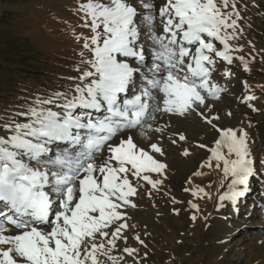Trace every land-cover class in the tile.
<instances>
[{
    "label": "rangeland",
    "instance_id": "374dc122",
    "mask_svg": "<svg viewBox=\"0 0 264 264\" xmlns=\"http://www.w3.org/2000/svg\"><path fill=\"white\" fill-rule=\"evenodd\" d=\"M120 2L136 10L139 35L130 48L132 55L142 50L143 62L119 56L124 25L106 13L112 0H0V64L16 81L0 85V164L11 156L25 162L24 174L49 183L44 193L55 203L51 220L37 226L47 239H37L33 264H264L257 236L264 233V0H200L201 24L216 41L201 44L209 50L207 75L195 80L181 68L195 92L184 89L183 101L164 93V71L173 70L179 85L185 80L181 55L162 33L164 0ZM222 48L232 60L220 65L214 53ZM126 65L134 69L131 95L120 99L117 114V97L111 107L106 100L117 82L107 74ZM145 95L143 120L118 117L134 116L129 107ZM88 125L93 131L84 133ZM59 126L69 129L68 141L73 129L107 140L87 149L101 147L92 155L79 149L87 141L79 135L74 145L51 141ZM132 140L142 160L149 156L147 165L130 157L110 162L109 149ZM39 147H48L47 155ZM17 223L0 230L14 236L24 226ZM222 225L232 230L229 238L214 236ZM26 258L14 239L0 243V264Z\"/></svg>",
    "mask_w": 264,
    "mask_h": 264
},
{
    "label": "bare ground",
    "instance_id": "6f19581e",
    "mask_svg": "<svg viewBox=\"0 0 264 264\" xmlns=\"http://www.w3.org/2000/svg\"><path fill=\"white\" fill-rule=\"evenodd\" d=\"M130 5H128L126 3H121L120 0H112V6L108 7L106 10V13L109 16H111V18L113 20H119L120 23H122L125 26L124 30L122 31L121 35L119 36L120 39L116 41V46L125 50L124 53H132L131 48H130L132 41L130 39L132 36H134V34H133L134 31L131 32V30L129 31L128 29H129V26L131 25V20H132L133 15H135L136 10L133 7L130 8ZM167 62H169V58H167ZM168 64H170V63H168ZM109 68L110 67H108V69ZM113 68L115 70L110 71L109 74H107V75H110V76H114V74H118V75L115 76L113 79L110 77H108V79L118 81V86L112 89V92L110 93L111 95L106 96V100H107L109 107H111L116 100L117 90L120 91L123 88L122 81L125 80L126 77H130V74L128 75V73L130 72L129 69L127 70V68H125V67H121V68L113 67ZM163 73L165 74V77H164L165 78V80H164L165 86L164 87L166 90V91H164V93L166 92L165 95L168 96V99L171 97H174V99H178L181 101L185 100L186 98H184L181 95V92L184 89H186L187 92L189 94H191V96H194L192 94V93H195L193 90L188 89L183 85H179L177 82L174 81L172 76H175V72L173 70L169 69V70L164 71ZM129 79L127 80V83L129 81ZM143 97H144L143 104L141 106L140 105L137 106L138 109H140V111L135 113L137 120H136V118L131 119V120L139 121L141 119V117L143 116V114L145 113V111H142L141 109L144 108L142 106H144V104L149 99V95L148 96L145 95ZM136 102H139V101L137 100ZM89 125H91V123ZM89 125H88V128L86 131H93L92 127H90ZM93 125H95V124L93 123ZM94 127L97 128L96 125ZM98 127H100L101 129H104V126H98ZM56 128H58V127H56ZM52 129H55V127ZM105 129H107V131H105V130H103V131L107 132L106 134H108L109 129L107 127H105ZM111 129H112V127H111ZM73 130H77V129H73ZM83 130H85V127L83 128ZM99 131H102V130H99ZM57 132L58 133H56V135H54V137H59V138H57V139L51 138V141H53V140L58 141V139H59V141L65 142L62 138L66 139L69 137V129L68 128H63V127L59 126ZM95 132H98V131L96 130ZM109 132H111V131H109ZM143 134L144 133L140 131V135L146 136ZM48 136H50V135H48ZM94 137H95V135H94ZM76 139L77 138H74L73 141L76 142ZM134 139H135V137H134ZM66 140L68 141V139H66ZM102 140H103V138H100L99 141L97 139L94 140L93 138L87 139L86 144H85L86 152L88 153L87 149H89V147L87 146V142L92 141L94 143V145H102L101 144V142H103ZM105 140H107V138ZM105 140H104L103 144L105 143ZM132 141L133 142H131V144L129 145L130 160H132V161L137 160L136 163L138 166L145 165V163L147 165V163H148L147 160H150L149 156H147L144 160H142V157H140L141 155H139V153H138L140 149H138L134 140H132ZM73 143L69 142V144H73ZM67 144H68V142H67ZM23 148H24V150L30 152L31 155L33 156V158L34 157H35V159L38 158L39 154L36 155V152L34 151L33 147L30 144L25 143L23 145ZM122 149H123L122 147H121V149H119V147L114 146V147H111L109 149V152L118 161V160H122V158H123L122 155L125 154V153H123ZM143 157H145V156H143ZM26 167H27V165L25 162H23L19 159H16L14 156L7 157L6 164H0V196L6 199V200H4L2 206H4L7 201L9 202L8 203V209L10 211H8L7 215L9 217H11L8 220L9 221L12 220V222L8 223V224L17 225L18 224L17 222H23L24 223V226L20 227L19 233L15 234L14 236L10 235L5 229H1L0 230V243L2 244V243H6L8 241L10 242V240L14 239V241H16V244L22 248V251L25 254H27L26 264H33L34 262H36V259L38 258V254H39V250L37 248L36 241L38 238H44V239L46 238V236H44L42 234V232L37 228L38 225L43 224L42 222L44 221L43 219L45 217H43V218L41 217L42 216L41 212L35 213L34 207H33V201L40 197V199H42L43 203H47L48 204L47 206H50L47 210H49L52 207V204L54 202H53V200L42 195V191L46 188V185H48V184L44 183L45 180H43L42 178H40L39 176H36V175L26 176L24 174V168H26ZM56 184L59 185V187H62V185H61L62 183L60 184L59 182H57ZM64 185L65 184H63V186ZM71 192L72 191L69 190L68 194H70ZM1 197H0V199H1ZM68 202H69V200H68ZM29 211H32V212L29 213ZM44 213L46 214L45 216L48 215L47 211H45ZM51 215H52V213H51ZM25 217L30 218V220L26 221ZM48 217L49 216H47L45 221L48 219ZM3 219L7 220L6 215L3 216ZM60 219L63 221L69 220V209L62 212V216H60ZM55 228L50 231V234H52L53 237L57 238L60 230H58V228L57 229H55ZM231 235H232V230H229V228L227 226H223V225L218 227V231H216L214 233V236H216L218 238H224V239L229 238ZM257 236H259L262 239V243H264V233H260V235H257ZM60 244H61L60 242L57 243L55 251L60 249Z\"/></svg>",
    "mask_w": 264,
    "mask_h": 264
},
{
    "label": "trees",
    "instance_id": "16d2710c",
    "mask_svg": "<svg viewBox=\"0 0 264 264\" xmlns=\"http://www.w3.org/2000/svg\"><path fill=\"white\" fill-rule=\"evenodd\" d=\"M261 7H263V6H261ZM247 8L249 9L248 10L249 12L252 11L250 7H247ZM254 10L257 11V9H254ZM9 69L10 68H8L7 66H3L0 64V85L1 86L4 85V88L9 87L11 85H14L16 83V81H14L12 79V73H11V71L9 72Z\"/></svg>",
    "mask_w": 264,
    "mask_h": 264
}]
</instances>
